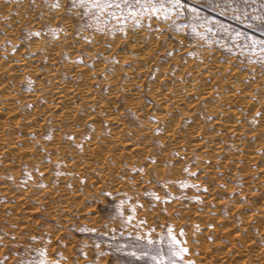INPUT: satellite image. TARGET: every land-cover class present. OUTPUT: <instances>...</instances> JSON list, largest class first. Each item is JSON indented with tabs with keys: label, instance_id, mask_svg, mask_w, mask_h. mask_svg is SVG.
Segmentation results:
<instances>
[{
	"label": "bare ground",
	"instance_id": "bare-ground-1",
	"mask_svg": "<svg viewBox=\"0 0 264 264\" xmlns=\"http://www.w3.org/2000/svg\"><path fill=\"white\" fill-rule=\"evenodd\" d=\"M0 19L9 23L10 28L6 33L8 39L17 40L14 32L21 21L19 15L11 16L0 7ZM33 20L29 21L31 25L35 24ZM62 28L63 34L52 43H45L38 38L28 48L25 47L34 54H27L24 46L10 52H0V175L9 170L17 177V165H25L31 174L39 171L41 178L49 182L50 165L60 162L67 168H73L77 175L92 170L97 175L109 176L124 163L132 169L141 167V156L152 153V141L156 140L166 155L173 149L183 160L193 154L197 156L198 173L202 175L196 178L203 189V198L214 206L220 205L221 198L225 197L221 194L231 189V185L223 181L225 177L240 179L239 196L259 197L264 191L263 75L255 73L245 76L242 71L230 66L231 61L220 60L214 54L204 52L200 61L182 60L174 55L171 59L175 64L176 78L170 83L165 80L168 76L165 62L159 66V72L146 81L143 77L157 61L155 37L160 35L151 36L141 30L132 36L130 42L131 35L126 34V50L120 51L116 50L120 44L114 43L116 45L112 44L111 50L106 47L104 50L101 47L103 44L100 45L96 38L91 37L92 47L86 49L89 56L94 55L95 51L104 50L105 54L115 55L117 61L113 72L102 78L105 88L101 91L93 82L94 73L103 68V62L93 60L92 66L88 67L85 63L63 65L64 62L61 64L57 59L60 48L64 47L73 54L79 47L70 37V26L64 20ZM42 57L46 64L40 68L37 62ZM120 61L128 65L119 66ZM121 70L127 74V78H123L124 81L120 83ZM62 74L77 76L78 81L73 84L61 77ZM19 79L31 80L30 88L23 93L18 88ZM143 81H146L147 92L153 97L154 107L151 110L148 109L150 104L145 103L139 95ZM127 110L135 114L138 127L127 125L124 118ZM245 117L250 119L249 124L245 122ZM87 121L92 125V130L87 131L83 139V125ZM48 126L52 130L44 138L42 132ZM67 135L76 141L78 150L74 149L77 152L66 143L64 138ZM42 151L49 155L50 163L42 161ZM158 164L151 165L157 169L161 166ZM3 180L0 181V192L18 202L13 206L15 209L24 206L30 199L48 205L49 200L56 197L54 193L58 188L62 192L56 200L61 204L57 206L62 214L69 215L77 210L68 203L70 193L76 190L69 188L73 186L69 182L65 185L67 179L61 176L56 177V187L44 185L46 188L42 193L26 188L15 191L10 183ZM218 181L224 184L222 188L213 184ZM262 196L261 201L264 199ZM223 207L237 211V215L221 217L214 212L211 218L222 223L218 229L226 232L228 244L216 254H212L208 246H202L204 257L210 258L215 264H264L263 206L223 202ZM212 210H215L214 207ZM197 216L208 217L204 212ZM237 225L238 230L234 231ZM251 225L263 245L257 246L251 237L241 235L249 232L248 227ZM235 237L241 242L238 247L235 246Z\"/></svg>",
	"mask_w": 264,
	"mask_h": 264
},
{
	"label": "rangeland",
	"instance_id": "rangeland-1",
	"mask_svg": "<svg viewBox=\"0 0 264 264\" xmlns=\"http://www.w3.org/2000/svg\"><path fill=\"white\" fill-rule=\"evenodd\" d=\"M54 2L55 0H0L1 8L6 9L11 16L19 15L21 20H18L20 23L14 32L17 40L12 41L6 35L10 28L9 23L0 19V36L3 37L0 40V52H10L14 48L24 46L27 54H34L35 52L26 49L29 44L38 38L48 44L58 39L64 31V20L70 26V37L72 36L79 47L73 54L68 53L64 47L60 48L57 59L61 64L64 62L63 65L85 63L88 67L92 66L93 60L103 62V68L94 73L93 82L101 91L105 88L102 78L113 72L117 62L115 55H106L103 52L105 47L111 50L112 44L116 43L120 44L116 50H126L127 43L133 39L132 36L141 30L151 36L160 35L155 37L157 61L143 77L146 81L152 79L153 75L159 72V66L165 62L168 71L165 80L170 83L176 78L175 64L171 59L174 55L182 60L187 58L200 61L204 52L214 54L217 59L231 61L230 66L242 71L245 76L255 73L264 76V59L261 58L260 52V47L264 45V21L254 18L264 15V0H249L246 17L240 11L243 7L242 0H182L185 10L180 15L172 13L167 20L162 16L144 15L139 17V24L129 19L124 24L111 20L99 26L89 17L83 16L85 9L74 7L72 0H59L58 8L52 7ZM191 9H196L197 12L194 14ZM30 20L35 24L31 25ZM25 21V24L31 26L25 25ZM53 30H56L55 34ZM237 33L240 35L237 36ZM126 34L131 35L127 43ZM91 37L96 38L100 45L103 44L101 47H104V50L95 51L94 55L89 56L86 49L92 47ZM37 63L42 68L46 60L42 57ZM118 65L123 67L128 63L120 61ZM126 76L121 70L120 83ZM61 77L73 84L78 81L77 76L70 74H62ZM259 80L262 83V79ZM146 81H143L139 95L145 103L150 104L148 109L151 110L154 107L153 97L147 92ZM30 84L29 79H19L18 88L21 93L27 91ZM124 118L127 125L138 127L139 122L133 112L127 110ZM245 118V122L249 124L250 119ZM83 127L81 138L84 139L87 131L92 130V125L87 121ZM50 130L52 127L48 126L42 132V137H48ZM64 139L70 148L72 146L78 150L71 135ZM157 146L160 147L159 142L152 141V153L141 156L142 168L137 166L132 169L124 163L109 176L97 175L92 170L77 175L73 168H67L60 162H53L49 167L51 183L42 179L39 171L31 174L25 165H17V177L9 170L2 172L0 181L4 179L3 181L10 183L15 191L26 188L42 193L46 188L44 185L57 186L56 177L67 179L65 185L69 182L73 185L69 188L76 190L75 193H70L68 203L77 210L69 215L62 214L58 209L61 204L56 200L62 192L58 188L54 193L56 197L49 200L48 205L30 199L17 209L14 207L18 202L0 192V264H39L42 259L46 264H172V261H175V264H215L201 252L202 246H208L212 254H216L228 244L226 232L218 229L222 227V223L211 218L214 212L222 215L221 217L228 214L233 217L237 215V211L225 209L223 202L240 205L255 203L264 208V199L260 200L264 191L259 197L239 196L240 179L225 177L223 181L231 185V189L221 194L225 197L221 198V204L216 207L203 198V189L197 179V176L202 175L198 173L200 168L196 162L197 156L193 154L189 159L183 160L176 150L168 151V156ZM226 146L231 150L229 145ZM41 159L50 163L46 152L42 151ZM153 163H161L158 164L161 166L155 169L151 165ZM213 184L218 188L224 185L219 181ZM213 207L216 211L212 210ZM29 209L33 211H28ZM200 212H204L208 217L200 218L197 216ZM248 228L249 232H243L241 235L251 237L257 246L263 245L254 226ZM236 229L238 230V225L234 227V231ZM171 237H175L178 243H174ZM235 243L238 247L241 242L235 237ZM180 248H186L187 252L174 255ZM42 252L45 255L42 256Z\"/></svg>",
	"mask_w": 264,
	"mask_h": 264
},
{
	"label": "snow or ice",
	"instance_id": "snow-or-ice-1",
	"mask_svg": "<svg viewBox=\"0 0 264 264\" xmlns=\"http://www.w3.org/2000/svg\"><path fill=\"white\" fill-rule=\"evenodd\" d=\"M72 3L74 7L85 9L83 16L95 21L97 26L101 23L106 24L111 20L124 24L129 19L139 24V17L144 15H148L149 17L153 15L162 16L167 20L172 13L180 15L185 10L182 0H72ZM242 3L243 7L240 11L246 17L249 0H242ZM59 6V0H55L52 7L58 8ZM191 11L194 14L197 12L196 9H191ZM262 11H264V8H262ZM254 18L264 21V15ZM53 32L55 34L56 30H53ZM193 32H196L195 27H193ZM196 34L199 35V33ZM36 35L38 36L39 33H36ZM239 35L237 33V36ZM253 46H255V41L253 42ZM260 52L261 58L264 59V45L260 47ZM171 239L174 243H178L175 241V237H171ZM183 252H187V249L180 248L174 252V255H180ZM41 255L43 256L45 253L42 252ZM39 264H46V261L42 259ZM172 264H175V261H172Z\"/></svg>",
	"mask_w": 264,
	"mask_h": 264
}]
</instances>
